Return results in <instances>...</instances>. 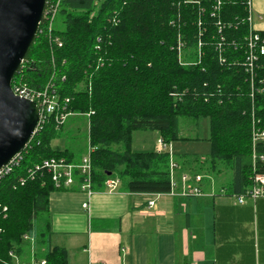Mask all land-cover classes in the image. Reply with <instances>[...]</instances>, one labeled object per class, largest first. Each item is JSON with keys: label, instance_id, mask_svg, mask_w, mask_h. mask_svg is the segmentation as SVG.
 <instances>
[{"label": "trees", "instance_id": "trees-1", "mask_svg": "<svg viewBox=\"0 0 264 264\" xmlns=\"http://www.w3.org/2000/svg\"><path fill=\"white\" fill-rule=\"evenodd\" d=\"M188 1L103 0L98 5L97 0H60L56 23L61 29L55 26L49 35L40 25L13 79V86L22 82L35 89L53 80L63 100L69 99L68 110L88 118L97 191L106 190L108 179H119L120 188L131 194L168 193L169 154L134 152V133L158 132L167 144L189 140L180 135L183 119L208 120L211 154H174L180 173L231 175L236 195L251 188L256 175H264V139L254 142L252 134L253 122L264 131V55L255 70L252 98L245 66L246 1L222 0L214 17L215 0ZM258 33L264 39V31ZM64 127L47 122L20 165L0 182V264L11 261L12 251L22 256L26 234L36 244L44 238L45 254L38 259L68 264L67 251L51 246L47 224L41 234L35 225L37 217L49 213L50 195L68 190L27 174L46 159L73 160L70 150L52 148Z\"/></svg>", "mask_w": 264, "mask_h": 264}, {"label": "crops", "instance_id": "crops-1", "mask_svg": "<svg viewBox=\"0 0 264 264\" xmlns=\"http://www.w3.org/2000/svg\"><path fill=\"white\" fill-rule=\"evenodd\" d=\"M252 3L255 29L264 31V0ZM144 138L147 152L156 151L159 133ZM231 179L202 176L204 195L190 198L131 194L120 186L91 198L78 189L53 192L42 221L68 264H264V198L239 205Z\"/></svg>", "mask_w": 264, "mask_h": 264}, {"label": "built area", "instance_id": "built-area-1", "mask_svg": "<svg viewBox=\"0 0 264 264\" xmlns=\"http://www.w3.org/2000/svg\"><path fill=\"white\" fill-rule=\"evenodd\" d=\"M247 7V23L249 25V34L246 38L247 53L245 66L250 75L252 85V98H254V78L257 64L260 61V57L264 55V39L261 34L255 29V13L253 9L252 0H245ZM214 17L222 7V0H215ZM187 3H198L195 0H189ZM60 0H47L46 7L43 13L40 25L43 23L44 31H47L51 35L55 29L56 20L59 14ZM40 28V26H39ZM202 35V34H201ZM224 41V38H221ZM54 42L62 47L61 40L54 38ZM202 42L198 44L199 58L202 56ZM182 43L179 42L178 51L181 56ZM218 49L221 52L223 50L222 43L218 45ZM25 61V60H24ZM24 61L20 68L24 67ZM224 62V60L222 59ZM12 90L16 96L35 102L39 108V121L35 130L34 136L43 128V126L53 121L57 125V129L64 127L67 120L74 116L68 110L69 99H64L59 95L56 90L54 81L51 80L47 85L41 89H35L27 86L25 83H17L12 85ZM88 117L90 115L88 114ZM253 140L264 139V131L257 128V123L253 122ZM33 136V137H34ZM32 137V138H33ZM32 140V139H31ZM30 143V142H29ZM28 143V145H29ZM27 145V146H28ZM24 148L19 154H17L6 166L0 169V182L9 174H11L22 162L23 152L27 148ZM91 147L88 148L87 152L82 156L79 161L68 160L66 158H50L43 160L42 162L31 167L28 171V177L32 180L38 177H44L53 183L57 190H74L78 189L84 193L88 198H91L98 191L94 189L93 182V166H92V153ZM157 153H168L170 156L169 166V177H170V191L166 193L170 196H176L181 198L198 197L204 195L198 184L202 180V176L190 175V173L181 172V166L175 161L172 144H167L162 138L157 140L156 144ZM22 184L25 180L21 179ZM106 191L115 192L120 186L119 179H108L105 182ZM161 195V194H157ZM237 203L239 205L245 204L247 199L257 201L258 199L264 198V175L258 174L255 176L253 185L247 189L244 193L236 195ZM84 209L89 208V202L84 203ZM149 206H155L154 201L149 202ZM7 208H4L6 211ZM26 239H28L26 237ZM15 260L14 264H21L18 257L13 253L10 254ZM29 264H47L44 259H38L33 257Z\"/></svg>", "mask_w": 264, "mask_h": 264}, {"label": "water", "instance_id": "water-1", "mask_svg": "<svg viewBox=\"0 0 264 264\" xmlns=\"http://www.w3.org/2000/svg\"><path fill=\"white\" fill-rule=\"evenodd\" d=\"M46 2L0 0V169L24 150L38 125V106L16 96L12 83L38 35Z\"/></svg>", "mask_w": 264, "mask_h": 264}, {"label": "rangeland", "instance_id": "rangeland-1", "mask_svg": "<svg viewBox=\"0 0 264 264\" xmlns=\"http://www.w3.org/2000/svg\"><path fill=\"white\" fill-rule=\"evenodd\" d=\"M103 0H97V4ZM56 28L61 29L59 23L55 24ZM88 118L86 116L80 117L77 115L71 116L65 124L62 138L55 140L52 143L53 149H68L73 154L74 161H79L82 156L87 152L89 148V129ZM181 135L189 140H180L172 144L174 154H185L189 157L206 158L211 154V145L209 143V122L207 119H202L199 123L192 120L183 119L181 121ZM142 137L144 140L153 138L156 140L158 132L150 131H138L134 133L133 148L137 152H147L152 150L151 144L143 143L140 140ZM42 216L36 218L35 225L38 233L46 231V227L43 224ZM26 237L28 239H26ZM24 252L22 256H19L16 252L12 251L16 257L19 258L21 264H29L33 257H43L45 254L46 246L44 244V238L42 237L39 244H36V238L33 235L26 234L24 236ZM11 261L7 264H14V258L11 256ZM38 255V256H37ZM45 260V259H44Z\"/></svg>", "mask_w": 264, "mask_h": 264}]
</instances>
